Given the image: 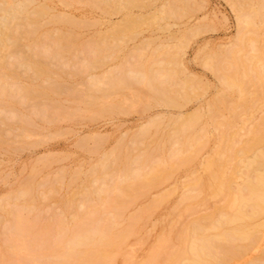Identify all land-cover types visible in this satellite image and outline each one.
I'll list each match as a JSON object with an SVG mask.
<instances>
[{"label":"rangeland","instance_id":"374dc122","mask_svg":"<svg viewBox=\"0 0 264 264\" xmlns=\"http://www.w3.org/2000/svg\"><path fill=\"white\" fill-rule=\"evenodd\" d=\"M59 1L53 0L51 3L55 5L54 2H57L56 5L58 4V6L56 7L61 10H68L67 12L71 9L70 13L77 19L83 20L85 18L87 21L89 20L86 23H80L81 25L74 27V30L79 33V40L71 46L69 51L65 52V56H62L63 59L61 58V61H63V63L59 62L64 66L63 68L60 64V68L63 69L64 73L62 74V71L60 72V68L58 69L59 71L55 68L58 73L60 72L59 76H63L64 79L61 77V80H63V82L66 80L64 83H68L67 85L72 84L71 86L77 88V90L76 93H73L74 95L65 93V89H62L64 92L55 90L57 93L62 92L61 94L58 93V95H54V93L51 92L52 90H49L50 93L48 91V94L50 95L52 93L53 97L47 94L48 99H45V102L42 100V103V101L40 102V100H38L40 105H38V101L35 103V100L33 101L35 104L30 106V100L27 102L28 106L27 104L23 105V107H25H21L22 109L17 107L25 111L28 115L29 111L32 112L31 108H40V106H42L41 110L39 108L36 109V111L39 109L40 112L43 108L45 109L43 110L45 112V114L43 113L45 118L42 117V114L40 115V112L34 114L36 112L34 109L33 111L35 112H32L33 115L30 113L32 119L35 118V121H33L35 123L37 121L38 125L36 128L35 126L37 125L33 122L35 124V126H33L30 124L32 122H30V130L34 127L37 131L36 133L29 131L32 134L28 135L27 133L21 132L23 137L20 135V138H18L19 134L16 133L17 138L22 140V137L24 143L20 140L18 141L17 138L15 139L17 143L13 141V130H16V128L12 130V127H9L12 125L18 127L19 118H16L17 114L9 112L11 109H14L13 107H15V104H12V107H6L7 110H5V114L7 116L8 113L10 116V125H7L9 118L5 121L10 130L6 128L5 124L2 122H0V124L2 123L0 129L2 130L4 127L5 132L6 129H8L7 131L9 133H7L6 136L11 134L10 132H13L11 134L13 137L9 135L13 138L10 144L13 141L12 144L21 142L22 145H14L17 147L10 145L11 147H8L9 143L7 142L8 145H6L5 138L9 139L10 137L4 136L6 133H4L3 136L0 134L2 136L0 138L5 140L3 142L0 141V146L2 147H0V262L2 261V264L6 262V264H11V262L17 264L19 261L17 259L20 257V259H24L22 255L15 259V256L17 257L20 252L16 250L18 254L15 255L16 253H13V250L8 248V246L10 247L13 243V240H11L13 239L12 235L15 236V233H17L15 231H19L17 228H19L21 224L17 221H11L9 223L8 220H11L13 213L7 212L6 209L10 210L12 207L15 209L17 205L15 206L14 204L16 203L20 204L21 202L22 205V201L24 200L22 197L24 196L21 195V198L17 196L19 199L17 197L15 198V191L27 183L25 181H28V177H32L33 180L31 181H34V190H32L31 181H28V184H31L29 185L31 186V190H29V195H25V198H29V201L27 199L25 200L28 201V206L35 204L36 207L34 209L32 208L33 205L31 206L34 211L29 207L27 208V206H25L27 205V201L24 200L25 203L22 206L25 208L23 207L22 209V206L18 205L21 209L18 210L17 214L22 217L23 221L25 220L24 222H31L29 225L33 226L37 231L32 228V233L23 232L22 240L20 241L21 244H28L30 240L32 241V239L36 237L34 240H36L35 242H38V244L36 243L35 247H33L34 250L36 248L35 251H38L37 249H43L44 246L51 241H53L52 244H55L54 248L57 249V247L60 246L58 242L62 241L61 243L64 244V239H69L68 237L88 227H109L113 226L114 222L118 220L117 223L120 225L119 228H122L121 226H127L129 223L128 221L134 218L132 221L134 225L129 223L132 225H130L131 228L134 227V232L131 230L133 234L131 235L130 232L129 235H126L125 240L128 236L129 238L126 240V245L123 243L125 248L121 246L124 251L122 250L119 252V249L115 250L114 252H119L118 255H116L118 257L116 258L115 255H113L115 253L111 254L115 259H113V257L106 259L107 262L110 260L108 264H125L126 261L127 264H168L171 256L175 259L174 262L171 261L172 264H179V262L184 260V253L178 255L176 253L178 248L181 247L179 245H183L184 243L183 239L180 242L179 234L182 231H186V227H191L193 224L199 223L202 217H206L205 220L203 219L201 221L207 226L205 227L204 225L203 227L202 225V227L205 232L212 233L211 231L215 232L216 230L210 224L213 219L223 217L226 212L233 213L236 211V207H231L230 200L228 201L227 195H224L226 192L214 194L209 187L206 189V176L208 177L209 174V170L206 167L207 161L211 158L224 161L226 165L220 168L224 171L225 175H229L230 181L228 183L231 182V184H229L231 185L230 187L235 189L238 185L245 182L247 171L245 165L246 160L242 161V157L249 159L264 148V133H262L264 131H262L261 139H263L244 153L241 152L243 145L250 140L252 131L259 126L264 117V0H144L142 2L140 0L138 2L140 6H138V4H136V6L135 4H129L127 7L124 6L126 8L129 7V9L123 7L120 12H118L119 10L117 9H113L114 13L112 9H107L110 11V14H108L109 12H103L106 10H101L104 8L100 7L101 9H96L99 7L97 5H89L86 0H83L84 2L72 0V4H68L73 8H69L68 4V7H66V5H64L65 3ZM238 4H243L246 6L245 8H251L253 6L252 8H258L261 13L260 16L256 18L253 17L254 19L251 23L250 31H248V29L246 31L245 26H242L239 22L238 15L240 11L238 9ZM126 14L136 15L139 17L140 21L143 17L141 24L139 25L138 22V26L136 25V28L134 27V30L131 32L130 30L129 32L116 31L114 25L117 22H121ZM147 17L149 19L146 21L145 19ZM94 18L99 20L96 21V26ZM150 18H152L151 21H149ZM65 26L67 25H64V27ZM240 29V33L246 31L243 32V34L245 33L244 39L242 38L243 40L239 37ZM115 31L118 33H115ZM100 33H105V38ZM94 36L99 38L98 41L90 42L89 38ZM48 38L49 37H43L42 40L44 41L45 39L47 41ZM230 47H234L233 55L227 53ZM210 58L211 60L213 59L214 62H212L213 60L211 61ZM54 59L50 60L53 67L55 63H52V60L55 61ZM87 59H93L95 61L91 62L87 61ZM12 60L15 61L16 59L11 58L10 61ZM209 60L211 63L215 64L218 62L216 68L211 67L207 63ZM10 66H8L7 71L9 73L11 70ZM12 69L15 71L16 68L13 67ZM22 69H24V67H22L21 70ZM27 71L28 70H26L25 75L27 77L30 76V78L26 79L27 77H24L25 81L33 80L32 82H42L40 78H33L32 71ZM7 72H5V74ZM16 73H19V76L24 74V72L20 74L18 68L15 73H10L11 75H9V78L14 80V74ZM53 74L54 73H52V75ZM1 75L3 76V74ZM1 75L0 78L2 77ZM55 75L58 76L56 73ZM222 75L223 77L237 76L239 79L244 80L242 88L239 89L237 86L229 87L225 85L221 80V78H223L221 77ZM22 76H20V78ZM110 76H112V78ZM6 77H8V74ZM120 77L123 81L125 80V82L118 85L121 79ZM143 77L146 78V81ZM2 78L0 79L1 84ZM20 78L19 80L23 81L21 80L23 77ZM116 78L117 80H115ZM7 79L8 78H5L6 81ZM17 79H15V81H19ZM28 81H26L27 83L21 82L19 84H28ZM5 82H3V84H5ZM6 83L12 86L14 84L13 81L10 82L12 84L8 83V81ZM45 83H47L46 80L44 84ZM7 84L5 86H7ZM16 84L19 86V84L15 82L13 89L18 90V88H15ZM155 87H157V90H161L160 88H162L167 95L176 98L177 101L168 102L160 98ZM7 90L9 92L11 91L9 87ZM8 91V94H6L10 95ZM21 92H19L20 94H16L17 91H14L16 96H19L18 99H20V95L23 94V92ZM0 93H2V91H0ZM6 94H0V96L4 97ZM242 95H244L245 98H243L244 96L240 97ZM10 96H5V98L0 99H4V103L6 97H8L7 99L9 101ZM13 96L15 97V95ZM49 98L51 99L49 100ZM14 99L16 104L17 101L21 103L24 102V100H28L23 97L20 99L23 101L16 100V97ZM52 99H54V102L51 101ZM240 99L241 101L243 99L242 104L241 102L238 103ZM220 100L223 101L221 102ZM236 100L238 101L236 104H238L239 107L234 104ZM47 101L49 103L51 101L54 107L50 104H48L47 107ZM5 102V106L11 104V101L9 104H7V101ZM59 102L61 103V107H59V105L57 106ZM36 104L38 106H35ZM239 104H241V106ZM45 105L46 107H43ZM49 105L53 108L51 107L52 109H50ZM16 106L20 107L22 105L18 104ZM26 106H30L28 112L27 109H25ZM211 106L213 107L212 111L209 109ZM47 108H49V111ZM16 109L14 110L15 112ZM23 111L19 112V110H17L16 113H23ZM210 112L214 113L209 114ZM2 113L5 116L4 112ZM19 113L18 115H20ZM193 113L202 115V119H200L201 116H199L200 122H196L198 126L195 125L197 128L194 132L195 135L198 136L195 137L197 140L196 143H194L195 145H193L194 147L191 148L193 144L191 142L192 144H190V147L188 145L189 150L184 148L186 150L185 152L184 149H182V153L180 151L177 155L173 154L172 156V153L170 155L168 152L169 147L171 145H177V143L171 144V141L168 140L167 137V145H169L167 146L166 143H164L167 142V140L164 139L165 133L167 135L168 132L173 129V119ZM28 115L27 117L30 118ZM11 117L17 119H14L18 121L17 124L14 122V124H12L13 119H11ZM153 120L156 122L159 121L157 122L159 126L155 125V123L152 124L151 122ZM19 125L21 126V123ZM142 128H146L149 131L146 130L148 133L145 134L147 135L144 134L139 137L138 133ZM17 131L20 130L17 128ZM25 134L29 136L28 139L24 137ZM143 137H146V140ZM134 140L137 141L135 142ZM142 140H145V142ZM194 140L195 139H192V141ZM155 142L158 147L161 146L160 144L165 145L163 149H160V147L157 149L156 146L155 154L157 152L161 155L152 154L155 149H152V147L156 145ZM2 143L5 145L3 146ZM148 144L149 146H146ZM146 147L151 148L149 150V148L147 149ZM117 148H120L119 157L117 158L124 161L122 162L117 159L119 164L121 163V165H123L122 163H125L126 165V156L129 157L130 155V158L126 160H130L128 164L129 167L130 163L132 166L129 168L130 172L133 168V170L136 169L137 171L142 170L141 174H143L142 172H150L160 167L162 175L161 173L159 175L161 177L158 175L156 179L145 185L146 183L143 182L142 179V182L139 180L145 173L141 177L139 173L140 175H138V178L135 172L133 179L134 181L139 180L138 183H135L131 181L132 175L130 176L127 172L125 174H128V178H126L130 180H128V183H126L127 180H123L125 182L123 184L121 181L124 174L123 166H118V161L109 163L106 167L98 164L105 155L108 154L112 156L111 153ZM221 148H223V152L220 154L218 153V149ZM145 149L150 151L151 155L149 154V156H158L157 158L154 157V159L151 158L152 160L148 158L150 161L146 159L145 162H147V166L145 165V169H143V167L137 168L138 164L134 160L137 155L142 154ZM122 154H124V156H122ZM120 157L124 158V160ZM224 162H220V164H224ZM144 164L145 163H143V165ZM117 166L120 170H118L119 168H117ZM125 168L127 171V167ZM125 170L124 172H126ZM105 172H109V174L104 175ZM147 174H145V176ZM105 176L108 177L106 178ZM129 176L131 178H129ZM135 177L137 179H135ZM196 178H203V182L192 187L190 182ZM129 185H133V187L130 186L133 190H129L128 193L126 190L128 188L130 189ZM121 186L124 188L127 186V189H123L126 192L121 190V188H123ZM96 187L100 188L101 191L97 192L94 190L92 192ZM85 190L91 192H86L87 194H84ZM208 190L211 191L212 194ZM31 191L33 193H31ZM83 194L86 195V197H84ZM190 195H194V198H188ZM232 197L230 198L232 199ZM106 199L108 200L106 201ZM189 205L191 207H189ZM142 211H145L144 217H142ZM140 212L142 216H140ZM259 215L262 216L259 217ZM259 215L255 216V220L264 222V211ZM3 218L8 220H5L6 224L1 227V222L4 220ZM138 218L142 220L136 224ZM251 220L252 222L255 221L253 219ZM8 224L11 226L10 228ZM13 224L16 226L18 224L20 225L16 227L13 226ZM35 224L37 226H35ZM225 224L229 225L228 223ZM118 225L113 226V228L118 227ZM209 225L212 230L208 228L210 227ZM26 226H28L27 223ZM30 228L29 226V229ZM42 228L44 231H42ZM33 232H38V234L41 233L40 235L43 237L46 236V238L40 235L37 236V233L35 235ZM32 234H34V238ZM165 235L172 236L170 240H168L169 237L166 236L168 246L164 244V239H166V237H164ZM260 236V239L258 238V241L253 244L254 246L250 245L249 248L245 250L246 253L244 255H242L243 253L240 254V259L238 255H236L234 258L232 257L234 260L233 262H231L232 259L230 258L231 260L228 259L227 261L230 263H226L247 264L248 260H256L255 262H257V258L264 254V230ZM173 238L176 239V241ZM9 240L12 243H10ZM161 241H164L163 244ZM15 242L17 243L16 240ZM33 242L34 241H32V244L34 245ZM66 242L64 246L67 247L68 242L67 245ZM172 242H179L176 244L178 246L174 245ZM240 242L244 243L246 241ZM161 245H164V247ZM80 246L83 247V245ZM121 247L120 249H122ZM6 249H10L11 251ZM160 249L161 254H158L156 259L151 258L152 261H150V256L155 250ZM247 250L249 252H247ZM11 253L15 256L11 255ZM174 253H176V255ZM48 257L50 258V256ZM49 258L47 259H55L54 256ZM57 258H60V256ZM57 258L53 260L60 261L58 263L61 264V260H57ZM110 258L113 260L111 261ZM262 258H264V256H262ZM54 261L52 262L55 264L56 262ZM261 262L264 264V259ZM18 263L20 264V262ZM78 263L81 264V262ZM21 264L24 263L21 262ZM82 264L87 263L83 261ZM105 264H107L106 261Z\"/></svg>","mask_w":264,"mask_h":264},{"label":"bare ground","instance_id":"6f19581e","mask_svg":"<svg viewBox=\"0 0 264 264\" xmlns=\"http://www.w3.org/2000/svg\"><path fill=\"white\" fill-rule=\"evenodd\" d=\"M51 1L53 2V0H0V75L1 74H3V80H5V78H8L7 79V81H8V83H10V82H12L13 81V83L15 84V82H17L18 84L19 83H21V82H23V83H25L26 81H28V80H24V77L26 78L27 76L25 75L26 73V70H30V71H32V74H33V78H40V79H42V82H32L33 80H30V81H28V84H19V86L17 85H15V88H18V90L20 89L22 92H23V94H21L20 96V99H22V97L24 98V99H28V100H24V102H19V101H17V104H16V101H15V97H16V100H20V99H18V95L16 96V94H20L19 92H21L20 90L18 91V90H16V89H13V86H14V84H13V86L12 85H9V84H7L5 81H3L2 80V84H1V80H0V91H2V93H0L1 95L3 94H6L7 93V89H8V87H9V89L11 90L10 92H9V94L11 95H5V96H10V99H9V101H8V97H6V99H5V101H7V104H9V102L11 103L9 106L7 105V106H5V104L4 103H6L5 101H4V103H3V100L4 99H0V113H2V112H4V114H5V110H7L6 109V107H12L11 105L12 104H15L14 106L15 107H13L14 109H11L9 112H11L12 114H17L18 115V113L21 111H23V110H21L22 108L21 107H23V105H26L27 104V106H28V103L27 102H29L30 100V106L31 105H34L35 103H37V101L38 100H40V102L42 101V100H44V102H45V99L47 100L48 99V97H47V94H48V91L50 90H52L51 92H53L54 93V95H58V93H62V92H64V90H62V89H65L66 90V92L65 93H71L72 95H74L73 93H76V90H77V88H75V87H73V86H71V85H67L68 83H64L66 80H64V82H63V80H61V77L63 78V76L61 75V76H59L60 75V72L62 71V74L64 73L63 72V69H61L60 68V64H61V66L64 68V66H63V61H61V58L63 59V57L62 56H65V52L66 51H69L70 50V48H71V46L72 45H74L78 40H79V33H77L75 30H74V27H76V26H78V25H81L80 23H86V22H88L85 18L83 19V20H81V19H77V18H75V16L73 15V14H71L70 13V10H69V12H67L66 10H61V9H58V7H56V6H58V4L56 5V3L57 2H54L55 3V5L53 4V3H51ZM57 1H59V0H57ZM79 2L80 1H82V2H84L83 0H78ZM88 3H89V5L90 4H92V5H97V6H99V7H97L96 9H101V8H104V9H101L102 11L103 10H106V11H103V12H105V13H108V14H110V11H108V10H110V9H117V10H119L118 12H120V11H122L121 10V8H123L124 6H126L127 7V5H129V4H135V6H136V4H138V2L140 1V0H86ZM142 1H144V0H141V2ZM59 2H63V3H65L64 5H66V7H68V3H70V4H72V0H60ZM81 2V3H82ZM140 2V4L142 5V3ZM238 2V1H237ZM60 3V4H61ZM153 3H155V2H153ZM68 4V5H67ZM61 5H63V4H61ZM63 5V6H64ZM147 5V4H146ZM85 6V5H84ZM138 6H140L139 4H138ZM238 6H239V15H238V18H239V22H240V24L242 25V26H245V30L247 31V29H248V31H250V26H251V23H252V21H253V17H257V16H260L261 15V13L259 12V9L258 8H245L246 6H244L243 4H238ZM65 7V6H64ZM71 7V5H69V8ZM93 7H96V6H93ZM101 7V8H100ZM126 7H124L125 9H129V7L128 8H126ZM237 7V6H236ZM241 7V8H240ZM255 7V6H254ZM60 8V7H59ZM71 8H73V7H71ZM92 8V7H91ZM146 8V7H145ZM108 9V10H107ZM111 10V11H112ZM161 10V9H160ZM123 11H124V9H123ZM72 12V11H71ZM113 12H114V10H113ZM132 12V11H131ZM73 13V12H72ZM115 13V12H114ZM75 14V13H74ZM112 14V13H111ZM84 15V14H83ZM173 15V14H172ZM175 15V14H174ZM147 16V15H146ZM84 17V16H83ZM80 18V17H79ZM87 19H89L88 17H86ZM143 18V17H142ZM142 18H141V21H140V19H139V17H137L136 15L135 16H133V15H130V14H126L125 15V18H122L123 20L121 21V22H117L115 25H114V28H116V31H119V32H122V31H128L129 32V30H130V32L131 31H133L134 30V27L137 25L138 26V22H139V25L141 24V22H142ZM147 19H149L148 17L145 19L146 21H147ZM151 19L152 18H150V20L149 21H151ZM94 20H95V22L96 21H99V20H96L95 18H94ZM155 20V19H154ZM143 21H144V19H143ZM95 22H94V24H95ZM144 23V22H143ZM94 24H93V26H94ZM64 25H67V26H65L64 27ZM97 25V22H96V24H95V26ZM136 28V27H135ZM76 29V28H75ZM251 30L253 31V29L251 28ZM115 31V33H118V32H116ZM240 31H241V29L239 30V37L242 39L245 35V33L243 34V32H246V31H242L241 33H240ZM81 33V32H80ZM114 33V34H115ZM101 34V33H100ZM99 35V34H98ZM104 38H105V33L104 34H101ZM100 35V36H101ZM116 35H118V34H116ZM43 37H49L48 38V40L46 41L45 39H44V41L42 40V38ZM238 37V38H239ZM100 38H102V37H100ZM239 38V39H240ZM98 39L99 38H97V37H92V38H89V41L90 42H97L98 41ZM238 39V40H239ZM244 39V38H243ZM242 39V40H243ZM103 41H104V39H103ZM253 41V40H252ZM49 42V43H48ZM240 42H241V40H240ZM237 44V43H236ZM236 44H234V45H236ZM238 45H239V43H238ZM34 46H36V47H34ZM79 46V45H78ZM233 46V45H232ZM36 48V49H35ZM231 48V47H230ZM228 49V51H227V53H229V54H231V55H233L232 53H233V51H234V47H232L231 49ZM227 53H225V54H227ZM259 56V55H258ZM11 58H13V59H16L15 61H10L11 60ZM55 58V59H54ZM67 58V57H66ZM65 58V59H66ZM9 59V60H8ZM51 59H54L55 61H53L52 60V63H55L54 65V67L52 66L53 64H51ZM64 59V60H65ZM60 60V61H59ZM210 60H211V58H210ZM210 60H209V62H207L211 67H213V68H216V64L218 63H211L210 62ZM213 60V59H212ZM211 60V61H212ZM87 61H91V62H94L95 60H93V59H87ZM12 62H14V63H12ZM59 62H62V63H59ZM212 62H214V60L212 61ZM215 62H216V60H215ZM15 63H16V66H15ZM59 63V64H58ZM66 63V62H65ZM51 64V65H50ZM11 65V66H10ZM56 65H57V67H56ZM65 65V64H64ZM218 65V64H217ZM8 66H10V68H11V70H10V73H15V71H16V69L18 70V68H19V71H20V74H21V72L23 73L24 72V74H21L20 76H22V75H24V76H22L23 77V79H21L20 78V76H19V73H16L17 75H18V77L21 79V80H23V81H20L19 80V78L17 77V75L16 74H14L15 75V79H17V80H19V81H15V79L14 80H11V78H9V75H11L9 72H7L8 71ZM18 66H20L21 68L22 67H24V69H22L21 70V68L20 67H18ZM16 68L15 69V71L12 69V68ZM217 67H219V66H217ZM7 68V69H6ZM54 68V69H53ZM55 68H56V70H58L59 68V70H60V72L58 73L56 70H55ZM218 69V68H217ZM5 70V71H4ZM58 70V71H59ZM14 71V72H13ZM27 71V72H28ZM3 72V73H2ZM5 72H7L6 74H5ZM18 72V71H17ZM52 73H54L53 75H52ZM55 73L56 74H58V76L57 75H55ZM143 73V72H142ZM142 73H141V75H142ZM8 74V77H6V75ZM28 74H30V73H28ZM246 75V74H245ZM5 76V77H4ZM56 76V77H55ZM32 77V76H31ZM59 77V78H58ZM111 78H112V76H110ZM113 77H115V76H113ZM221 77H223V75L221 76ZM0 78V79H1ZM28 78H30V76L29 77H27L26 79H28ZM66 78V77H65ZM121 78V77H120ZM140 78V77H139ZM145 77H143V79H144ZM64 79V78H63ZM138 79V78H137ZM142 79V80H143ZM36 80V79H35ZM45 80H46V82L47 83H45L44 84V82H45ZM115 80H117V78L115 79ZM114 80V81H115ZM118 80H119V78H118ZM127 80V79H126ZM149 80V79H148ZM147 80V81H148ZM221 80L223 81V83L225 84V85H227V86H229V87H234V86H237V88H239V89H241L242 88V86H243V84H244V80H241V79H239L237 76H233V77H229V76H224L223 78H221ZM10 81V82H9ZM15 81V82H14ZM25 81V82H24ZM44 81V82H43ZM93 81H95V80H93ZM145 81H146V78H145ZM144 81V82H145ZM3 82H5V84H3ZM31 82V83H30ZM70 82V81H69ZM117 82V81H116ZM120 82V83H119ZM119 82H118V85H120V84H122V82L124 83L125 82V80L123 81V79L121 78L120 80H119ZM27 83V82H26ZM35 83V84H34ZM43 83V84H42ZM246 83V82H245ZM7 84V86H5ZM10 84H12V83H10ZM70 84V83H69ZM112 84V83H111ZM115 84H117V83H115ZM112 86H115V85H112ZM155 86V85H154ZM5 87H7V88H5ZM160 87V86H159ZM12 88V89H11ZM156 88V91H157V94H159L160 95V98H162V99H164V100H166V101H168V102H175V101H177V99L176 98H174V97H172V96H169V95H167L164 91H163V89L162 88H160L161 90H157V87H155ZM54 90V91H53ZM55 90H61L62 92H56ZM13 91V92H12ZM14 91H17V93L15 94L14 93ZM50 91H49V93H50ZM155 91V92H156ZM11 92H12V94H11ZM21 92V93H22ZM14 93V94H13ZM56 93V94H55ZM13 95H15V97L13 96ZM49 95V94H48ZM51 95V96H50ZM49 96L50 97H53L52 96V93L50 94ZM5 96L3 97H1L0 96V98H5ZM59 96H61V95H59ZM244 95H242V96H240V97H243ZM47 97V98H46ZM58 97V96H57ZM13 98V99H12ZM31 98V99H30ZM43 98V99H42ZM59 98V97H58ZM57 98V99H58ZM243 98H245V96L243 97ZM33 99V100H32ZM51 98H49V100H50ZM55 99V98H54ZM54 99H52L51 101H53ZM225 99V98H224ZM36 100V101H35ZM246 100V99H245ZM13 101V102H12ZM15 101V102H14ZM20 101H23V100H20ZM33 101H35V103H33ZM50 101V103L47 101V107H48V104H50V105H52L53 107H54V105L52 104V102ZM221 101V100H220ZM223 101V100H222ZM221 101V102H222ZM239 101V102H238ZM236 100L235 102H234V104H236L237 102L238 103H240L241 102V104H242V102H243V99H242V101H241V99L240 100ZM33 104H32V103ZM54 102V101H53ZM232 102V103H233ZM38 103H39V101H38ZM42 103H43V101H42ZM41 103V104H42ZM56 103H57V100H56ZM18 104H21L22 106H16V105H18ZM175 104V103H174ZM241 104H239L240 106H241ZM38 105H40V103L38 104ZM37 104L35 105V106H38ZM42 105H44V104H42ZM50 105H49V107H50ZM59 105V107H61L60 105H61V103L59 102L58 104H57V106ZM90 105V104H89ZM237 105V107H239L238 106V104H236ZM26 106V108L25 109H27V112L29 111L28 110V108L30 107H27ZM51 106V107H52ZM21 108V109H18V108ZM25 107V106H24ZM23 107V108H24ZM33 107V106H32ZM41 107L42 106H40V108L39 107H36V108H31L32 109V112L34 113L35 111H36V109L37 108H39L40 110H41ZM43 107H46V105L45 106H43ZM50 107V109H52ZM216 107V106H215ZM214 107V108H215ZM17 108V109H16ZM62 108H63V106H62ZM16 109V112H17V110H19V112L18 113H16L14 110ZM30 109V110H31ZM33 109L35 110V111H33ZM39 109L34 113V114H37L38 112H40L39 111ZM49 108H47V110H48ZM64 109H66V108H64ZM211 111L213 110V107L211 106L210 108H209ZM216 109H217V107H216ZM216 109H215V111H216ZM43 110H45L44 108H43ZM42 110V111H43ZM40 112V115L42 114L43 115V113L45 114V112L43 111V112ZM49 111V110H48ZM69 111V110H68ZM25 111H23V113H19L20 115H16V118H19V123H18V127H14L13 125L12 126H9L10 128L12 127V130L14 129V128H16V130L14 131L13 130V132H10L11 134L13 133L14 134V140H13V136L11 135V134H8V136L9 135H11L12 137H10L9 139L8 138H5V140H6V142L5 143H9V145H8V143L6 144V145H8V147H11L10 145H22V143H24L23 142V134L21 133V132H23V133H27L28 135H30V134H32V133H30L29 131H33V132H37L36 130H35V128L33 127V126H35V124L37 125V121H36V123L34 122L35 120V118L34 119H32V116L30 115V113H32V112H28L29 113V115L28 114H26V112L24 113ZM7 113V112H6ZM33 113H32V115H33ZM214 112H210L209 114H213ZM216 113V112H215ZM11 114V115H12ZM22 114V115H21ZM23 114H25V115H23ZM50 114H51V112H50ZM59 114V113H58ZM200 114V113H199ZM2 115V116H1ZM27 115L28 116H30V118L29 117H27ZM71 115V114H70ZM0 122H2L3 124H5V127L6 128H8L7 127V125H10V123L9 122H11L10 121V116L8 115V113H7V116H6V114H5V116H6V118H5V116L3 115V113L2 114H0ZM13 116V115H12ZM62 116V115H61ZM60 116V117H61ZM199 116H201L200 117V119H202V115H198L197 113H193V114H191V115H187V116H180V117H178V118H176V119H173V129L170 131V132H168V134L166 135V133H165V140H170L171 142V144H176L177 143V145H171L170 147H169V153H170V155H171V153H172V156H173V154L174 155H177V153L179 152L180 153V151H181V153L183 152L182 151V149H184V148H186V149H188L189 150V147H190V144H192V147L191 148H193L194 146L193 145H195L194 143H196V140H197V138H195V137H197L196 135H195V129L197 128V127H195V125L196 126H198L197 124H196V122L197 121H199L200 122V119H199ZM42 117H44L45 118V116L43 115ZM63 117V116H62ZM8 118H9V121H7L8 120ZM15 117H14V119L15 120H17ZM7 119V120H6ZM11 119H13L12 117H11ZM13 119V120H14ZM32 119V120H31ZM47 119V118H46ZM8 122V124L6 125V121ZM12 120V124H17V122L18 121H13ZM34 120V121H33ZM5 121V122H4ZM14 122V123H13ZM30 122H32V123H30ZM35 124H34V123ZM157 122H159V121H157ZM157 122L155 121V120H153L151 123L152 124H154L155 123V125H157ZM1 123V124H2ZM21 123V126L19 125ZM32 124L33 126V129L32 130H30V124ZM1 124H0V126H1ZM199 124V123H198ZM154 125V126H155ZM17 126V125H16ZM19 126H20V128H19ZM153 126V125H152ZM157 126H159V125H157ZM3 127V126H2ZM36 128L38 127V125L37 126H35ZM156 127V126H155ZM195 127V128H194ZM1 128V127H0ZM17 128L20 130V131H17ZM9 129V128H8ZM8 129H6V132H5V129H4V127H3V129L1 130L0 129V134H2V136L4 135V133H6L4 136H6L7 135V133H9L7 130ZM10 130V129H9ZM11 130V131H12ZM22 130V131H21ZM38 130V129H37ZM146 130L147 131H149L148 129H146V128H142L141 130H140V132L138 133L139 134V137L140 136H143L145 133H148V132H146ZM2 131H4V132H2ZM17 131V132H16ZM28 131V132H27ZM262 131H264V117H263V119L261 120V122H260V124H259V126L255 129V130H253L252 131V136L250 137V140L245 144V145H243V147H242V150H241V152H245L246 150H249L250 148H252V146L254 145V144H257V143H259V141H261L262 139H261V137H262V133H264V132H262ZM18 132H20V133H18ZM262 132V133H261ZM19 134L18 135V138H20L19 136L20 135H22V137H21V139L22 140H20V139H18L17 138V134ZM259 133H261V134H259ZM27 134H25L24 135V137H27V139H28V137L29 136H27ZM145 135H147V134H145ZM1 135H0V137H2ZM8 136H6V137H8ZM168 137V138H167ZM17 138V140L19 141H22V143L21 142H18V144H15V143H17L16 141H15V139ZM145 140H146V137H143ZM167 138V139H166ZM3 138H0V141H5V140H2ZM26 139V138H25ZM25 139H24V141H25ZM135 139V138H134ZM192 139H195L194 141H192ZM199 139V138H198ZM11 140H13V141H15V143L14 144H12L13 143V141H12V143L10 144V141ZM145 140H142V141H144L145 142ZM168 140H167V142H164V143H166V145H167V143H168ZM135 142L137 141V140H134ZM199 141V140H198ZM143 142V143H144ZM192 142V143H191ZM26 143V142H25ZM134 143V142H133ZM158 143V142H157ZM161 143V142H160ZM198 143V142H197ZM0 144H1V142H0ZM3 144V143H2ZM147 144V143H146ZM155 144H156V142H155ZM159 144V143H158ZM5 144H3V146H4ZM161 146H159L160 147V149H163V146L165 147V145H162V144H160ZM188 145H189V147H188ZM197 145V144H196ZM146 146H149V144L148 145H146ZM156 146H157V149L159 148L158 147V145L156 144V145H154V147H152V149L153 148H155L154 149V151H153V153L152 154H155V150H156ZM167 146H169V145H167ZM186 146V147H185ZM1 147V146H0ZM6 147V146H5ZM14 147H17V146H14ZM123 147V146H122ZM121 147V148H122ZM162 147V148H161ZM196 147V146H195ZM2 148V147H1ZM147 149L149 148V150H150V148L151 147H146ZM123 149V148H122ZM147 149H145L144 151H143V153L142 154H140V155H137V157L135 158V162L138 164V166H137V168L138 167H140V168H142L143 167V169H145L144 167H145V165L147 166V162H145L146 161V159L147 160H152V159H154V157H156L157 158V156L158 155H161V154H159V153H157L156 152V154H158L157 156H154V155H152V157L151 156H149V154L151 155V153H150V151L149 150H147ZM162 151V150H161ZM161 151H159V152H161ZM186 150L184 149V152H185ZM223 152V148H221V149H218V153H222ZM119 153H120V148H117V149H115V150H113V152L111 153L112 154V156H109L108 154L107 155H105L104 156V158L103 159H101L100 161H99V163L98 164H101L103 167H106V166H108L109 165V163H114V162H117L118 160H120V159H118L117 157H119L118 155H119ZM122 153V152H121ZM128 153V152H127ZM168 153V154H169ZM176 153V154H175ZM178 153V154H179ZM155 154V155H156ZM129 155V154H128ZM122 156H124V154H122ZM126 156V155H125ZM149 156V157H148ZM169 156V155H168ZM159 157H161V156H159ZM158 157V158H159ZM121 159H123L124 160V158H122V157H120ZM127 158H130V155H129V157H127L126 156V160H127ZM149 158V159H148ZM152 158V159H151ZM188 158V157H187ZM118 159V160H117ZM160 159V158H159ZM125 160V162H127V164L125 165V163H122L123 165H121V163L119 164V161L117 162L118 163V166H123L122 168H123V179L121 180L122 182H123V184L125 183L123 180H127V182L126 183H128L129 181L128 180H130V179H127L128 177H127V175L129 174L131 177H132V179L134 178L133 176H134V173L135 174H137V177H138V175H140L141 174V171L142 170H133V168H132V170H131V172H130V170H129V168H131L132 166H131V163H130V167H129V161H126ZM149 160V161H150ZM188 160V159H187ZM245 161V165H246V177H245V182L243 183V184H241V185H238V187H236L235 189L233 188H231L230 186L231 185H229V184H231V182L230 183H228L230 180H229V175H225L224 174V171L221 169L222 168V166H224V165H226L225 164V162L224 161H220V159H215V158H211V159H209L208 161H207V163H206V167H207V169L209 170V174H208V177L206 176V178H207V182L205 183L206 185H207V187H206V189L209 187L210 188V190L212 191V192H214V194L215 193H225L224 195H227L226 197H227V200L229 201L230 200V202H231V207H236L235 209H236V211L235 212H233V213H227L226 212V214L223 216V217H218V218H216V219H213V221L210 223L211 224V226H213L216 230H215V232L214 231H211L212 233H210V232H205L204 231V229H203V227H204V225L205 224H203L202 223V221L201 220H205V218L204 217H202L201 218V220H200V224L199 223H195V224H193L191 227L190 226H188V227H186L187 228V230L186 231H182L180 234H179V239H180V242L182 241V239L184 240L183 242V245L181 244V245H179V246H181V247H179L178 248V250L176 251V253H177V255L178 254H180V253H184V260L183 261H181V262H179V264H227V263H230V262H227L228 261V259L229 260H231L232 259V261L231 262H233L234 260H233V258H234V256H236V255H238V258L239 257H241L240 256V254H242V255H244L245 253H246V249H248L249 248V246L251 245H253L254 243H256L257 241H258V238H259V236H260V234L263 232V230H264V222H261V221H258V220H255V216H257V215H259V214H261V213H263V211H264V148L260 151V152H258V153H256V154H254L253 155V157H251V158H249V159H246V157L244 158V157H242V161ZM120 161H122V160H120ZM148 161V162H149ZM122 162H124V161H122ZM220 162H224V164H220ZM116 163V164H117ZM143 163H145L144 165H143ZM181 164V163H180ZM219 164H220V166H219ZM143 165V166H142ZM215 165H216V167H215ZM117 166V168H119ZM125 167H127V171L125 170L126 168ZM221 167V168H220ZM214 168H215V170H214ZM225 169V168H224ZM96 170H97V168H96ZM116 170V169H115ZM118 170H120V168L118 169ZM124 170L126 171V172H124ZM226 170V169H225ZM134 171V172H133ZM161 171V169H160V167L159 168H156V169H154L153 171H150V172H142L143 174L145 173V174H147L146 176H145V174L143 175V174H141L140 175V177L143 175L144 176V178H143V176L141 177V178H139V180H143V182H145L146 184L145 185H147L149 182H152L154 179H156V177L161 173V175H162V172H160ZM97 172H98V170H97ZM128 172V174L126 175L125 173H127ZM138 172V173H137ZM226 172V171H225ZM122 173V172H121ZM130 173H132V174H130ZM140 173V174H139ZM164 173V172H163ZM109 174V172L108 173H106L105 172V174L104 175H108ZM165 174V173H164ZM163 174V175H164ZM124 175H126V176H124ZM129 176V178H131ZM160 176V175H159ZM226 176V177H225ZM106 177V176H105ZM108 177V176H107ZM106 177V178H107ZM127 177V178H126ZM161 177V176H160ZM159 177V178H160ZM228 177V178H227ZM29 178H31V179H29ZM110 178V177H109ZM126 178V179H125ZM28 179V181H31V180H33V178L32 177H28L27 178ZM111 179V178H110ZM131 179V181H133V182H137L138 183V181H134V179L132 180ZM135 179H137L136 177H135ZM97 180H98V176H97ZM142 180H141V182H142ZM203 178H196V179H194V180H192L190 183H191V185H192V187H195V186H197L198 184H200V183H202L203 181ZM27 180L25 181V182H27L26 184H24L23 186H21V187H19L18 189H17V191H15L16 193L14 194L15 195V198L17 197V196H24V197H22V198H24V200L25 199H27V198H25V195L27 196V194L30 192L29 190H31L30 189V187L31 186H29V185H31L32 184V190H34V188H33V182L34 181H31V184H28L29 182H28ZM49 182V181H48ZM52 182V181H51ZM121 183V182H120ZM154 183V182H153ZM156 183V182H155ZM130 184V183H129ZM131 184H132V182H131ZM134 184V183H133ZM144 184V183H143ZM150 184H152V183H150ZM149 184V185H150ZM120 185V184H119ZM190 185V186H191ZM202 185V184H201ZM127 186H128V184H127ZM127 186L125 187L126 189H127ZM131 185H129V187H130ZM200 186V185H199ZM119 187V186H118ZM117 187V188H118ZM121 187H123V186H121ZM120 187V188H121ZM131 187H133V185L131 186ZM130 187V189L128 188L126 191H128V193H129V190L130 191H132L133 190V188H131ZM137 187V186H136ZM124 187L123 188H121V190L122 191H124V192H126L125 190H123V189H125ZM204 188V187H203ZM202 188V189H203ZM89 189V188H88ZM87 189V190H88ZM93 189V188H92ZM91 189V190H92ZM119 189V188H118ZM135 189V188H134ZM201 189V190H202ZM87 190H85L84 191V194H87V193H89V192H91V191H89V192H87ZM97 191V192H99V191H101V189L100 188H94L93 190H92V192L93 191ZM204 190H205V188H204ZM209 191V190H208ZM211 191H209V192H211ZM87 192V193H86ZM212 192H211V194H212ZM31 193H33L32 191H31ZM30 194V193H29ZM28 194V195H29ZM35 194V193H34ZM34 194H33V196H34ZM82 194V193H81ZM83 194V196L84 197H86V195H84ZM91 194V193H90ZM93 194H95V193H93ZM88 196V195H87ZM233 196V197H232ZM20 197V198H21ZM90 197V196H89ZM88 197V198H89ZM191 197H193L194 198V195H190V197H188V198H191ZM195 197H198V196H195ZM230 197H232V199L230 198ZM18 198V197H17ZM83 198V197H82ZM187 198V197H186ZM19 199V198H18ZM33 199H34V197H33ZM23 200V201H24ZM28 201H29V198L27 199ZM27 200H25V201H27ZM108 199H106V201H107ZM22 201V205L25 203V201L23 202ZM28 201L26 202V204L27 205H25V206H27V208L29 207V208H31V206L33 205V204H31L30 202V206H28ZM31 201V200H30ZM85 201V200H84ZM90 201V200H89ZM105 201V202H106ZM5 202V201H4ZM88 203V202H87ZM15 206H16V208L15 209H17V210H15L13 207V209L12 208H10V210H8V209H6L7 210V212H9V213H13L12 215H13V217L14 216H16V215H18L17 213H18V210L19 209H21L20 208V206H22L21 205V202H20V204H14ZM13 205V206H14ZM18 205H20L19 207H18ZM84 205H86V204H84ZM4 206H6V205H4ZM34 206V207H33ZM32 206V208H34L35 209V204ZM18 207V208H17ZM23 207L24 206H22V209H23ZM187 207V206H186ZM189 207H191L190 205H189ZM1 208V207H0ZM2 208H5V207H2ZM6 208H8V207H6ZM25 208V207H24ZM31 208V209H32ZM188 208V207H187ZM14 211H12V210ZM190 209V208H189ZM1 210V209H0ZM33 210V209H32ZM188 210V209H187ZM224 210V209H223ZM16 211V212H15ZM34 211V210H33ZM143 212V211H142ZM15 213H16V215H15ZM140 214H141V212H140ZM139 214V215H140ZM142 214H143V216H142ZM140 216H142V217H144V215H145V211L142 213ZM221 214H223V213H221ZM2 215V214H1ZM138 215V216H139ZM10 216V215H9ZM135 216V215H134ZM201 216H204V215H201ZM262 215H259V217H261ZM7 217H8V215H7ZM11 218V220H8V219H4L1 223H2V225H1V227L2 226H4L5 224H6V221L8 220V222L10 223L11 221H17L18 223H20L21 224V226H19L20 224H18L17 226H19V228H17L19 231H15V232H17V233H15V236L14 235H12L13 237V239H11V238H9V239H11V240H13L12 242H10V240H9V242L10 243H12V245H10V243H9V245H10V247L8 246V248H10V249H12L13 250V253H16L15 255H17L18 253L16 252V250H18L20 253V255L18 254V256L16 257L14 254H12L11 253V255H14L15 256V259H17L19 256H21L22 255V257L24 258V259H17V260H19L18 262H20V264H21V262L22 263H24V264H54L52 261H54L57 257H59L60 256V258H57V260L58 259H60L61 260V264H71V263H73V264H79L78 262H81V264L83 263V261L85 262L86 261V263L87 264H105V261H106V263L108 264L109 263V261L107 262V260L106 259H108L109 257H113V255H115V257L117 258L118 256H116V255H118V253L119 252H121L122 250H123V248H125V243H126V240L129 238V236H128V238H126V240H125V237H126V235L128 234L129 235V233L131 232V230L134 232V227H132L131 228V226L132 225H134V224H132V221L134 220V218L133 219H131V221H128L129 223H131V224H129L128 222V224H127V226H125V227H123V226H121L122 228H119V226L120 225H118L119 223H117L118 222V220H114L113 222H114V224H113V226H117L118 225V227H116V228H119V229H116V228H113V226H109V227H111V228H109V227H102V228H96L95 226H92V227H95V228H90V227H88L87 229H84L83 231H80V232H78V233H76V234H74V235H72L71 237H68L69 239H67V242H68V245H67V242H66V239H64L65 240V242H66V245H67V247L66 246H64L65 245V242H64V244L63 243H61V242H58V243H60V246L59 247H57V249L56 248H54V246H55V244H52V242L53 241H51V242H48V244L47 245H45L44 246V248L43 249H37L38 251H35L36 250V248H35V250L33 249V247H35V245H36V243L38 244V242H35L36 240H34L35 238H34V234L36 235V233H37V236L38 235H40V234H38V232H33L34 234H32V237L34 238V239H32V241H34L33 243H34V245L32 244V241L30 240L29 241V243L27 244V243H24V244H21L20 243V241L22 240V234H23V232H27V233H32L31 231H33V230H31L32 228H34L33 226H31V225H29V224H31V222H28V221H26V222H24L23 220H22V217H20L19 215L18 216H16V217H14V218ZM116 217V216H115ZM254 217V218H253ZM258 217V218H259ZM24 218V217H23ZM140 218V217H139ZM139 218H138V220H139ZM111 219H113V218H111ZM251 219H253V220H255V221H253V222H255V223H253L252 222V220ZM257 219V218H256ZM6 220V221H5ZM110 220V219H109ZM137 220V222H136V224L137 223H139L140 222V220H142V219H140L139 221ZM95 221V220H94ZM207 221V220H206ZM257 221V222H256ZM7 222V223H8ZM109 222V221H108ZM26 223L28 224V226H26ZM111 223V222H110ZM225 223H228L229 225H226ZM231 223V224H230ZM25 224V225H24ZM94 224V223H93ZM106 224V223H105ZM225 224V225H224ZM9 225V224H8ZM96 225V224H95ZM131 225V226H130ZM202 225H203V227H202ZM13 226H16L15 224H13ZM12 226V227H13ZM16 226V227H17ZM29 226L31 227L30 229H29ZM35 226H37L36 224H35ZM50 226V225H49ZM97 226V225H96ZM104 226V225H103ZM207 225H205V227H206ZM210 226V225H209ZM211 226L210 227H208V228H211ZM11 226L9 225V228H10ZM114 230H113V229ZM5 229V228H4ZM3 229V230H4ZM40 229H41V227H40ZM59 229V228H58ZM57 229V230H58ZM9 230V229H8ZM34 230H36L37 231V229H35L34 228ZM56 230V231H57ZM176 230V229H175ZM182 230V229H181ZM180 230V231H181ZM208 230V229H207ZM211 230H212V228H211ZM42 231H44L43 230V228H42ZM46 232H47V230H46ZM133 232H131V235L133 234ZM51 233V232H50ZM171 233H172V231H171ZM59 234V233H58ZM176 234V233H175ZM17 235H20V236H17ZM51 235V234H50ZM60 235V234H59ZM263 235V234H262ZM41 236V235H40ZM39 236V237H40ZM58 236V235H57ZM61 236V235H60ZM64 236V235H63ZM68 236V235H67ZM167 235H165L164 237H166ZM177 236V235H176ZM175 236V237H176ZM41 237H43V236H41ZM45 238H46V236H44ZM43 237V238H44ZM49 237V236H48ZM53 237V236H52ZM167 237H169V239L168 240H170V237H171V239H172V236L170 235V236H167ZM167 237H166V239H164V241L165 242H167ZM174 237V238H175ZM261 237V236H260ZM51 238V237H50ZM49 238V239H50ZM57 238V237H56ZM62 238V237H61ZM173 238V239H174ZM52 239V238H51ZM55 239V238H54ZM59 239V238H58ZM260 239V238H259ZM15 240L17 241V243L15 242ZM18 240H19V242H18ZM124 240H125V242H124ZM175 241H176V239H174ZM246 241V242H240V241ZM7 241V240H6ZM37 241H39V240H37ZM44 241H45V239H44ZM47 241V240H46ZM56 241V240H55ZM54 241V242H55ZM163 241V242H164ZM173 241V240H172ZM15 242V243H14ZM31 242V243H30ZM41 242V241H40ZM57 242V241H56ZM162 242V241H161ZM163 242H162V244H163ZM164 242V244H166V246H168L167 244H168V242L167 243H165ZM174 242V241H173ZM172 242V243H173ZM123 243L125 244L124 246H123ZM169 243H171V242H169ZM179 243V242H178ZM177 242L176 243H173L174 245H176V244H178ZM14 244V245H13ZM45 244V243H44ZM57 244V243H56ZM80 245H83V247L82 246H80ZM170 245V244H169ZM259 245V244H258ZM7 246V245H6ZM50 246H52V247H50ZM57 246V245H56ZM121 246H123V248L121 247ZM161 246H163L164 247V245H161ZM170 246H172V245H170ZM176 246H178V245H176ZM183 246V247H182ZM254 246V245H253ZM41 247V246H40ZM39 247V248H40ZM81 247V248H80ZM120 247L122 248V249H120ZM257 247V246H256ZM172 248V247H171ZM10 249H6V250H10ZM120 250L118 253L117 252H114L115 250ZM159 249V248H158ZM161 249H163V248H161ZM161 249L160 250H155V252L150 256V261H152V259L151 258H157V256H158V254H161ZM251 249V248H250ZM250 249H249V251H250ZM11 251V250H10ZM124 251V250H123ZM171 251V250H170ZM248 250H247V252H249ZM251 251H252V249H251ZM54 252V253H53ZM4 253V252H3ZM49 253H50V255H49ZM113 253H115V254H113ZM123 253V252H122ZM121 253V254H122ZM176 253H174L175 255H176ZM260 253V252H259ZM5 254H6V252H5ZM54 254V255H53ZM57 254V255H56ZM111 254H113V255H111ZM249 254V253H248ZM56 255V256H55ZM59 255V256H58ZM111 255V256H110ZM120 255V254H119ZM48 256H50V258L51 257H55V259L53 260L52 258V261H51V259L48 257ZM262 256H264V254L262 255ZM262 256L260 255V257H258L257 259H258V261H260V262H255V261H249V263H248V261H247V264H263L261 261H263V259L264 258H262ZM0 257H1V254H0ZM4 257H6V256H4ZM115 257H113V259H115ZM179 257V256H178ZM233 257V258H232ZM256 257V256H255ZM3 258V257H2ZM13 258V257H12ZM47 258H49L50 260H48ZM110 258V259H111ZM231 258V259H230ZM253 258V257H252ZM259 258H260V260H259ZM262 258V259H261ZM5 259V258H4ZM4 259H2V260H4ZM113 259H111V261L113 260ZM240 259V258H239ZM8 260H9V258H8ZM174 260L175 259H173V257L171 256V259L169 260L170 262H168V264H172V262H174ZM11 261H12V259H11ZM76 261V262H75ZM172 261V262H171ZM2 262V261H1ZM0 262V263H1ZM17 262V264H19ZM34 262V263H33ZM54 262H56L57 264H59L58 262H60V261H54ZM227 262V263H226ZM239 262V261H238ZM3 263V262H2ZM1 263V264H2ZM7 263V262H6ZM5 263V264H6ZM14 263H16V262H14ZM55 263V264H56ZM111 263V262H110ZM167 263V262H166ZM11 264H13L12 262H11ZM125 264H127V261H126V263ZM242 264H245V263H242Z\"/></svg>","mask_w":264,"mask_h":264}]
</instances>
